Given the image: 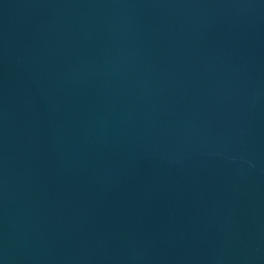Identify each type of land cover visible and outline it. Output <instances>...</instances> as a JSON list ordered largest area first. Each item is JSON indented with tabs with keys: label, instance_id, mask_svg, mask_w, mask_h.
<instances>
[{
	"label": "water",
	"instance_id": "water-1",
	"mask_svg": "<svg viewBox=\"0 0 264 264\" xmlns=\"http://www.w3.org/2000/svg\"><path fill=\"white\" fill-rule=\"evenodd\" d=\"M0 264H264V0H0Z\"/></svg>",
	"mask_w": 264,
	"mask_h": 264
}]
</instances>
